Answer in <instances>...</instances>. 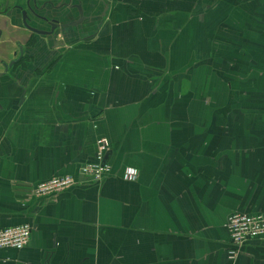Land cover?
<instances>
[{
	"label": "crops",
	"instance_id": "1",
	"mask_svg": "<svg viewBox=\"0 0 264 264\" xmlns=\"http://www.w3.org/2000/svg\"><path fill=\"white\" fill-rule=\"evenodd\" d=\"M7 2L0 230L32 234L0 264H264V239L231 257L227 228L264 212V0Z\"/></svg>",
	"mask_w": 264,
	"mask_h": 264
},
{
	"label": "built area",
	"instance_id": "2",
	"mask_svg": "<svg viewBox=\"0 0 264 264\" xmlns=\"http://www.w3.org/2000/svg\"><path fill=\"white\" fill-rule=\"evenodd\" d=\"M109 148L108 139H99L97 141L96 162L83 166L84 172L94 182H101L112 172L111 166L105 161ZM136 175L134 171L129 170L125 178L134 179ZM76 184V180L71 175L56 176L37 184L32 194L38 198L51 197L63 190L74 187ZM227 228L232 245L229 255L235 257L250 240L264 239V212L255 214L233 213L228 218ZM31 234L32 226L28 224L4 228L0 230V249L13 248L21 250L28 244Z\"/></svg>",
	"mask_w": 264,
	"mask_h": 264
},
{
	"label": "water",
	"instance_id": "3",
	"mask_svg": "<svg viewBox=\"0 0 264 264\" xmlns=\"http://www.w3.org/2000/svg\"><path fill=\"white\" fill-rule=\"evenodd\" d=\"M8 4H9V0H8V2H7V6H8ZM23 18H24V21H25V23H26L27 18H28V15H27L26 12L23 13ZM82 19H83V15H82V12H81V20H82ZM76 23H79V22H76ZM53 27H54V26H53ZM37 32H40V31H37ZM40 33H45V32H40Z\"/></svg>",
	"mask_w": 264,
	"mask_h": 264
},
{
	"label": "flooded vegetation",
	"instance_id": "4",
	"mask_svg": "<svg viewBox=\"0 0 264 264\" xmlns=\"http://www.w3.org/2000/svg\"><path fill=\"white\" fill-rule=\"evenodd\" d=\"M21 61V57H19L15 62H13V63H18V62H20Z\"/></svg>",
	"mask_w": 264,
	"mask_h": 264
}]
</instances>
